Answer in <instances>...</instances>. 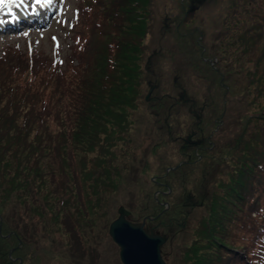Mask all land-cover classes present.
Returning a JSON list of instances; mask_svg holds the SVG:
<instances>
[{"label": "trees", "instance_id": "obj_1", "mask_svg": "<svg viewBox=\"0 0 264 264\" xmlns=\"http://www.w3.org/2000/svg\"><path fill=\"white\" fill-rule=\"evenodd\" d=\"M222 1V22L211 34L200 22L187 31L173 28V22L157 23L154 30L152 0H79L69 46L59 59L40 50L2 48L0 217L1 223L4 214L13 217L8 232L14 242L0 253V264H22L32 260L34 252L46 251L35 233L43 227L53 231L61 226L70 233L69 239H79L85 246L94 223L104 221L109 226L115 218L107 216L104 199L120 187L116 181L124 174L125 165L147 173L150 184L145 197L148 204L139 214L123 204L132 221L145 219V226L153 230L147 220L157 221L167 228L162 233L169 239L195 217L191 207L203 206L195 217L199 232L191 243L182 244L178 254H172L173 263L264 264V21L252 25L249 37L236 35L233 48L226 43L220 46L234 55L231 59L255 52L253 66L235 67L231 61L226 67L234 68L231 72H237L243 84L232 99L227 84L223 85L219 95L222 107L211 108L214 98L196 104L197 97L191 96L181 81L192 69L198 72L204 66L208 71L209 64L202 57L208 49L206 34L213 43L225 41L228 32L223 35L222 28L247 20L248 0ZM257 1L264 18V0ZM201 2L184 5L178 16L183 13V21L191 18L188 12L198 10ZM169 65L178 70H169ZM219 69L225 77L226 71ZM210 72L203 78L208 75L212 80ZM148 79L155 87L146 97ZM206 86L210 88L211 81ZM182 88L185 92L180 97ZM206 110L210 116L205 124ZM193 113L197 123L187 125V131L197 126L205 131L204 152L180 142L179 154L189 153L193 158L183 155L171 161L175 149L159 150L172 144L168 136L178 140L187 132L186 127L174 123L180 132L176 134L173 120L178 122L180 115ZM216 124L225 131L222 144L212 131ZM139 129L148 139L145 146ZM142 148L146 162L138 167L133 164ZM216 153L210 178L213 186L207 185V198L197 204L192 197H200L202 176L194 175L190 164L206 162ZM91 197L97 198L90 203ZM93 207L94 211L84 212ZM245 209H249L247 214ZM49 231L42 235L48 237Z\"/></svg>", "mask_w": 264, "mask_h": 264}, {"label": "rangeland", "instance_id": "obj_2", "mask_svg": "<svg viewBox=\"0 0 264 264\" xmlns=\"http://www.w3.org/2000/svg\"><path fill=\"white\" fill-rule=\"evenodd\" d=\"M78 1L79 0L51 1L52 7L49 10H52L49 12V14L46 13V20L44 21V23H36L34 26L28 25V22L22 21L23 19H21V17H25L26 11L25 6L23 5L19 8L13 6L11 13L7 11L0 12V52L3 48V45H10L11 47H18L20 49L27 48L29 52H31L32 50H40V52L48 53L51 57L57 56L59 58L70 43L69 26L70 22L78 14ZM181 1L182 0H152V4H150L152 28L155 30L158 26L157 23L161 25L165 22L167 24L173 22L175 23L172 26L173 28H180L184 31H187L186 28L190 27V25L200 22L202 24H205L207 33L211 32L212 34L213 31L218 30L219 24L222 22L220 20L222 19L224 12L222 0H202L200 8L198 10L188 12L191 18L184 21L181 20V18L183 17V13L181 14V18L180 16H178V14L181 8L185 7L184 5H189V3L194 0H183V4H181ZM258 3L259 2L257 0H248L247 7L245 9L247 20L239 25L232 26L230 29H227V27L222 28L223 35L224 32H228V34L225 36V41H217L213 43L210 38H207L206 34L205 38L208 49H205L203 51L202 57L203 62L209 64L208 71H206L204 66H202L200 71L198 72L192 69L193 73L191 71L186 72L185 77L183 78V80H181L184 83V87L188 88L187 90L190 95L193 94V96L197 97L196 104L199 103V105H202L204 100L209 99L208 102H210L211 99L214 98L215 103H211V108L215 110L218 107V104L222 107L221 102H219V95L223 94V89H225V87L223 86L224 84H227L228 86L229 96L231 99L233 96H236L239 93L240 88L243 84L241 76L237 75V72H231L234 68L228 70V68L226 67L229 66V63L231 61V63H234L235 67H239V64L240 67L247 64L253 66L255 52H249L240 59H234L235 57L231 59L230 55H234L226 50H221L220 46H224V44L226 43L229 48H233L235 45L236 35H246L247 37H249V33L252 31V25L258 21H264L263 15L261 14L262 9L258 7ZM29 4H31L30 1L26 0V5L28 6ZM44 5L45 7L49 6L48 3H45ZM192 8L193 7L190 6L189 10H192ZM2 17H6L7 20H2ZM8 18H10V20H8ZM243 27H246L247 29H249V31L243 30ZM231 33L233 34V36L230 35ZM191 37L192 36H190L189 38ZM212 43L213 45L211 46ZM212 52H215L217 54H213ZM216 66H219L220 69L215 68ZM167 68L173 71L178 70L171 65L167 66ZM224 68L226 69L224 70ZM218 69L219 71H226V76L221 77L222 75L218 72ZM208 72L211 73L210 75L212 80L208 75L205 76V79L203 78V75L207 74ZM229 72H231V74L227 75ZM243 72H245V70H243ZM189 73L192 74L193 77L189 75ZM198 77L201 79H199ZM207 81H211L212 86H210V88L206 86ZM196 104L194 105V108H197L198 111V107ZM214 112L212 113V118H215ZM209 113L210 110H206L203 115L205 124L208 120V117L210 116ZM230 113V111H227L226 115L229 116ZM194 114L195 113L191 114L192 116H188L185 114L183 116L180 115V121H171L173 124V129L176 130L174 123H177V125L181 124V126L183 127H186L187 125L196 126L195 123H197V121L193 117ZM184 131H187V127ZM196 131L199 132L198 126ZM212 131H215L213 134L217 135L219 143L222 144V138L225 131L217 124L214 126ZM175 133L179 134L180 132L176 130ZM186 133H184L182 136H184ZM139 135L141 138H143V132L140 129ZM182 136L178 140H172L174 135L173 137L168 136L167 139L173 141L172 144H170L169 142L166 148H162L159 151L165 152L168 149L172 148L173 150L175 149V151L174 158L171 161L179 160L180 158H183V155L184 158H189V160H191L193 156L190 157L189 153H183V155L179 154L178 143L183 142ZM141 141L143 146L148 143V139L143 138L141 139ZM192 147H196L195 149L198 150V152H204V149L200 146L196 145ZM136 154V161L134 160L135 162L133 165L141 167L143 162H146V156L143 155V148L137 151ZM144 158L145 160H141ZM216 160L217 153L206 158V162L193 161L190 164L192 170L194 171V175L202 176V180L199 185V192H201L200 197H192L195 201H197V204L202 203V201L204 202V199L207 198L205 195L207 185H209L210 189L213 186V183L211 182L212 180L210 181V178L212 176V172L215 169ZM136 162H138V164H136ZM122 171L127 176V178H125V175L122 174L120 180L118 178L116 181L120 184V187L113 188L114 193H111V197H105L104 199L107 200V216L109 215V217L111 218L113 216L115 217L118 214L117 209L121 204H124L130 211L135 214H139L141 211H143L144 207L148 204L147 199L145 198L149 196L148 192L150 190L147 173H143L141 172V170L135 167H131L130 169H128L126 165L124 168H122ZM156 193L157 192H154V194ZM96 198L97 197H91L90 203L92 201H95ZM163 203L166 206H169L165 201ZM114 204L116 205L115 207ZM94 207L92 210L87 209L84 210V212L94 211ZM195 207H191V212L195 217H199L203 206L200 207V205H195ZM82 208L85 209L84 205H82ZM103 208L104 210L106 209L105 207ZM245 211L247 214L249 212V209H245ZM251 214L254 215L255 212L251 211ZM195 217L188 221L186 226V223L184 224L185 221H183L182 223L184 225L182 224L183 226H180L179 230L177 231L179 233H176V235L170 234L169 239H166L167 241L163 246L165 250H163V252L168 264H176L172 262V254H178L179 248L183 247L182 244L184 243L188 245L189 243H191L192 238H194L196 233L199 232L197 229L198 220ZM165 220L167 219L164 218V222ZM1 221L2 217H0V253H3V251H5V246L14 242L13 239H9L11 232H8V228H11L13 224V217L11 216V214H9L8 216L4 214V223H1ZM166 222H169V220H167ZM94 224V230L90 231L91 235L88 239L89 243L87 242V237H85V246L81 245L79 239L77 241L69 239L70 233L64 230V228H62L61 226L53 231L48 230V237H46V234L42 235L43 232L48 231H46L44 227L40 228V231H37L35 233L37 238H39L46 245V251L38 250L34 252L35 256L32 258V260H25L26 262H22V264H124L119 257V246L113 241L108 233V222L102 221L100 222V224ZM147 224L149 225V227H153L155 230H157L155 231L152 228H149V230L153 232L162 233V231H168L165 226L161 225L157 221L147 220ZM233 234L235 237V233ZM58 236H61V239H58ZM3 243L5 244L3 245ZM67 245L68 247H66ZM90 247L94 248L92 252L89 249ZM28 255V252L25 253L24 258ZM72 256H74V258H72Z\"/></svg>", "mask_w": 264, "mask_h": 264}, {"label": "water", "instance_id": "obj_3", "mask_svg": "<svg viewBox=\"0 0 264 264\" xmlns=\"http://www.w3.org/2000/svg\"><path fill=\"white\" fill-rule=\"evenodd\" d=\"M153 87L154 84H150L146 97ZM117 210L118 215L110 222L108 232L119 245L121 261L124 264H167L161 253L166 235L147 230L144 219L141 222L130 220L129 211L124 205H120Z\"/></svg>", "mask_w": 264, "mask_h": 264}, {"label": "snow or ice", "instance_id": "obj_4", "mask_svg": "<svg viewBox=\"0 0 264 264\" xmlns=\"http://www.w3.org/2000/svg\"><path fill=\"white\" fill-rule=\"evenodd\" d=\"M42 3H51V0H34L33 10H35V5ZM22 5L27 6L26 0H0V12L7 11L11 13L13 6L19 8Z\"/></svg>", "mask_w": 264, "mask_h": 264}, {"label": "flooded vegetation", "instance_id": "obj_5", "mask_svg": "<svg viewBox=\"0 0 264 264\" xmlns=\"http://www.w3.org/2000/svg\"><path fill=\"white\" fill-rule=\"evenodd\" d=\"M148 80H149V83H148V86H149L151 83V80L150 79H148ZM186 134L184 136H182V138H183L182 145L187 144V145H189V147L196 146V145L200 146V147L203 146L204 139L201 138V135H198V133H196V131L191 130V131L187 132ZM191 156L192 155L190 154V157Z\"/></svg>", "mask_w": 264, "mask_h": 264}, {"label": "bare ground", "instance_id": "obj_6", "mask_svg": "<svg viewBox=\"0 0 264 264\" xmlns=\"http://www.w3.org/2000/svg\"><path fill=\"white\" fill-rule=\"evenodd\" d=\"M34 1V0H33ZM43 7H45V5L39 6V5H35V10H33V12H39L41 9H43ZM17 8V7H16ZM2 20H7L6 17H2Z\"/></svg>", "mask_w": 264, "mask_h": 264}]
</instances>
